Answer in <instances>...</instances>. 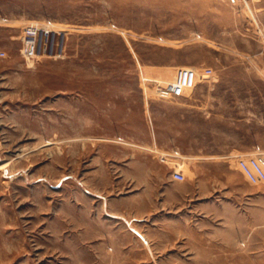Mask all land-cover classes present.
<instances>
[{"label":"rangeland","instance_id":"374dc122","mask_svg":"<svg viewBox=\"0 0 264 264\" xmlns=\"http://www.w3.org/2000/svg\"><path fill=\"white\" fill-rule=\"evenodd\" d=\"M31 21L72 29L68 57H21ZM0 51V264H264L236 164L264 147H232L264 123V0H0ZM178 67L212 74L158 98Z\"/></svg>","mask_w":264,"mask_h":264},{"label":"built area","instance_id":"2783aa9c","mask_svg":"<svg viewBox=\"0 0 264 264\" xmlns=\"http://www.w3.org/2000/svg\"><path fill=\"white\" fill-rule=\"evenodd\" d=\"M73 34L72 29L57 26L50 21H31L20 31L19 53L26 60L39 57L64 59L70 54ZM5 55L4 51H0V57ZM211 74L209 68L178 67L170 80L155 87L154 93L161 99L188 98L189 93L198 86V82ZM142 81L147 82L150 79L143 77ZM236 164L248 183L253 185L264 183V157L260 154H240ZM172 178L181 181L183 174L173 171Z\"/></svg>","mask_w":264,"mask_h":264},{"label":"crops","instance_id":"0c3cea01","mask_svg":"<svg viewBox=\"0 0 264 264\" xmlns=\"http://www.w3.org/2000/svg\"><path fill=\"white\" fill-rule=\"evenodd\" d=\"M173 117L175 118V113L172 114ZM180 126H181V132H184L186 134H181L180 138L182 140H195L196 137L194 135H190L189 131L190 128H195V123L198 119V121L202 122L204 125L207 123L210 124V122L212 121L213 116L217 115L213 112L212 108L207 105V103L205 101L200 102L198 104H196L195 106H189L187 109L181 110L180 113ZM256 115L255 112L251 111V110H247V111H243L242 112V118L241 119H236V121L241 122L242 124H246V123H250L252 119V117L254 118ZM222 116L228 117L230 115H228L227 113L223 114ZM227 119V118H226ZM233 121V120H232ZM259 126V123H257ZM263 127H261L260 129L254 130L252 129L250 126H248L247 128L244 129V133H246V135L248 136H253V141L247 142V143H239L237 145H232V147H235V149H237L236 151L239 153H242V149H253V148H257V147H264V123H260ZM174 125V123H173ZM158 126V125H157ZM175 126H173V131H175ZM205 128L203 129V131L205 132ZM209 132V129H208ZM206 138V136L204 137V139Z\"/></svg>","mask_w":264,"mask_h":264}]
</instances>
